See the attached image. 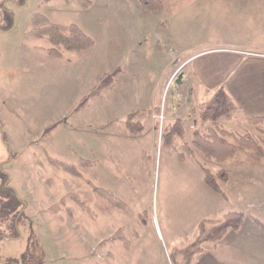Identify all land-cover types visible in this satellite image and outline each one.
I'll return each instance as SVG.
<instances>
[{"label":"rangeland","instance_id":"374dc122","mask_svg":"<svg viewBox=\"0 0 264 264\" xmlns=\"http://www.w3.org/2000/svg\"><path fill=\"white\" fill-rule=\"evenodd\" d=\"M133 1L92 0L86 7L79 0H0V14L3 9L13 12L10 29L0 30V100L15 116L7 112L5 121L11 126L7 129L17 154L9 156L0 140V166L26 202L30 229L46 252L45 264H186L191 258L187 249L196 250V243H190L198 235L200 220L241 211L246 219L264 223V159L259 163L238 151L219 162L194 150L193 156L185 153L180 160L182 144L190 140L188 126L183 139L176 138L170 146L162 143L160 132L167 123L165 95L161 94L155 117L146 105L159 100L160 83H166V88L171 83L178 86L181 74L177 71L166 81L161 79L167 75L170 52L175 55L171 61L179 63L191 48L179 55L175 36L163 48L157 20L167 11H146ZM140 12L143 15L136 16ZM39 13L51 23L77 25L91 36L92 48L50 55L46 36L30 33L32 19ZM115 32L121 42L108 44ZM155 56L156 83L153 67L147 66L155 62ZM131 62H136L138 71L132 70ZM117 65L122 71L113 74ZM105 73L113 74L112 84L93 90ZM189 89L196 90L194 85ZM83 97L85 103H81ZM178 102L182 107V101ZM138 109L137 119L147 125L145 131L123 134L126 114ZM3 110L0 106L1 115ZM47 118L50 121L44 125L54 126L30 144L36 156L40 152L43 157L34 169L25 158L29 148L23 139L33 136L36 126ZM184 122L191 124L193 118ZM201 124V128L210 125L208 121ZM253 125L257 127L249 133L264 139L260 132L264 123ZM47 155L75 166L85 159L86 165L79 167L83 177L51 167ZM198 161L212 173L231 169L228 180L219 182L224 195L204 183ZM91 185L111 191L125 202V209L103 213L95 208L90 216L69 197L58 204L64 194L90 191ZM118 228L126 243L106 240ZM27 230L23 228L20 239L0 241V259L9 261L12 256L18 260L12 264H24Z\"/></svg>","mask_w":264,"mask_h":264},{"label":"crops","instance_id":"0c3cea01","mask_svg":"<svg viewBox=\"0 0 264 264\" xmlns=\"http://www.w3.org/2000/svg\"><path fill=\"white\" fill-rule=\"evenodd\" d=\"M135 1L138 4L137 0ZM91 4L92 0L86 7ZM161 10L167 11L166 17L160 13L161 19L157 20L160 24L163 48L168 46L166 41H170L175 36L179 55L181 53L186 55L187 48L191 49L190 53L179 63L171 61L175 55L171 56L174 52H170L168 63L170 66L165 70L167 75L164 74L161 79L166 81L176 71L177 75L181 74V78H179V82H176L177 88L172 83L168 88L165 86L166 83L164 85L163 82L160 83L159 100H152L150 104L146 105V107L149 106L148 112H151L152 116L154 114L153 117H155L159 113L158 103L161 101V94L165 95L166 121L171 122L179 118L183 122L185 136L188 127L192 128L191 132L194 129H202L197 113V106L202 101H196L197 98H209L216 89L223 88L238 106L229 119L219 121L223 128L226 127V130L236 133L250 132L256 128L257 126L248 123L246 118L264 116V0H163ZM138 15L143 14L140 12L136 16ZM139 30L140 32L135 33L134 36L136 42H138L137 36L141 37V28ZM144 36L145 39L148 38L147 34ZM114 41L121 42L116 32L115 36L108 38L107 43L111 44ZM156 59L155 56V62L147 64V66L153 67L151 72L154 73L155 83L157 77L155 74L159 73H155L158 68L154 69L158 65ZM131 65L134 68L132 70H137L136 62H131ZM116 68L118 71H122L120 65H117ZM143 69L148 73L146 66ZM158 76L160 79L159 74ZM192 85L196 90L194 89L195 91L191 93L189 87ZM191 97L195 98L194 101H191ZM178 101H182V103L180 102V105L183 104L182 107L178 106ZM4 102L3 99L0 100V106L4 109L2 115L0 113V126L9 150L2 141L1 133L0 140L8 153L16 156V151L12 148V145L15 146V142L11 141L12 133L7 129L11 126L8 121H5V116H9L8 113L12 117L15 116L12 111L5 108ZM192 110L195 115L192 114ZM131 112H136L133 120L139 121L143 129L136 134L129 133L124 124L123 134L125 132H127L125 134L131 135L141 134L147 126L143 121L137 119L141 111L139 109L131 110L126 114V117ZM189 118H193V122L185 123L184 121ZM194 119H196L195 122ZM49 121V118L45 119L43 123L36 126L38 131L33 136L23 139L24 144L29 148L25 158L33 162L34 169L42 164L43 157L40 152L37 157L30 144L40 139L43 128L52 125V123L44 125ZM226 123L230 127H227ZM4 128L9 132V137ZM22 133L24 136L26 135V128ZM49 156L47 155L46 161ZM261 160L257 161L260 163ZM194 241L192 240L190 245ZM200 246L199 250L191 254V258L186 264H264V232L253 220L245 217L237 229L226 231L216 243L203 242Z\"/></svg>","mask_w":264,"mask_h":264},{"label":"trees","instance_id":"16d2710c","mask_svg":"<svg viewBox=\"0 0 264 264\" xmlns=\"http://www.w3.org/2000/svg\"><path fill=\"white\" fill-rule=\"evenodd\" d=\"M82 6H88L90 0H79ZM139 7L146 11H159L163 8V0H137ZM7 10V11H5ZM3 9L0 14V30L8 31L13 23L12 11ZM7 17V18H5ZM6 24H5V21ZM4 22L5 25H1ZM31 30L34 36H46L49 46L47 51L52 56L60 57L63 50L82 51L90 48L93 45V40L90 35L81 30L77 25L71 23L67 26H61L56 23H51L42 14H35ZM116 69L113 74H116ZM113 74H103L99 85L95 89H104V87L112 84L114 79ZM86 99L83 97L81 103ZM85 103V101L83 102ZM238 109L234 102L223 88H218L214 93L197 106L198 117L202 122L208 121L209 126L202 129H194L191 132L190 140L182 144V152L178 154L180 160L183 159V154L193 156V151H199L207 159L223 162L231 158L236 152L243 151L250 159L255 161L264 158V139L257 135H252L249 132L236 133L228 131L219 123L221 119H229L232 114ZM136 112H131L125 119V128L129 133H139L143 127L139 121H134L133 118ZM246 121L251 124L264 123V116H249ZM54 125L43 130L44 134ZM264 134V129H260ZM1 138L5 146L8 145L5 140L4 132L0 126ZM228 137H232L230 141ZM160 138L164 145L170 146L176 138H184L183 122L176 118L171 122L163 125L160 132ZM9 156L12 154L9 152ZM79 166L69 164L65 161L48 157L50 165L62 169L63 171L77 177L82 178L83 174L79 167L86 165L85 159L79 160ZM198 164L203 173V180L205 184L213 191L224 195L221 188L220 181L225 182L229 178L228 169H219L216 173H212L208 167L203 166L200 161ZM70 198L78 204L82 210L86 211L90 216L95 213V208L103 213L112 211L113 209H125L126 204L119 197L114 195L111 191L91 185L90 191L68 192L64 194L59 200L58 204H64L65 198ZM87 201L88 204L84 202ZM57 204V205H58ZM57 206H54L56 208ZM244 214L241 211H228L219 219H202L198 223V235L196 241V250L201 248L200 244L203 242L214 244L216 243L226 231L237 229L244 220ZM258 228L264 232V223L257 218L252 219ZM30 217L26 213V202L20 197L11 184V178L8 172L3 170L0 166V241L1 240H17L21 238L23 228L27 230V242L25 250L22 253L24 264H45V251L40 243L39 238L30 229ZM106 240H121L126 243L122 234L121 228H118L113 235ZM191 244V245H192ZM190 245V246H191ZM193 249H187V254H193ZM9 258V257H8ZM6 261L0 259L2 264L17 263L18 260L10 257Z\"/></svg>","mask_w":264,"mask_h":264},{"label":"built area","instance_id":"2783aa9c","mask_svg":"<svg viewBox=\"0 0 264 264\" xmlns=\"http://www.w3.org/2000/svg\"><path fill=\"white\" fill-rule=\"evenodd\" d=\"M160 118H162V116H160Z\"/></svg>","mask_w":264,"mask_h":264}]
</instances>
